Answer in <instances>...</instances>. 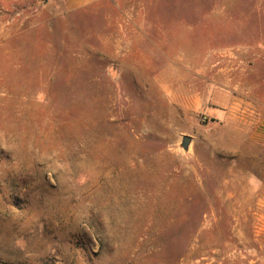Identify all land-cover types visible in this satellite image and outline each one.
Masks as SVG:
<instances>
[{
  "label": "rangeland",
  "instance_id": "obj_1",
  "mask_svg": "<svg viewBox=\"0 0 264 264\" xmlns=\"http://www.w3.org/2000/svg\"><path fill=\"white\" fill-rule=\"evenodd\" d=\"M0 264H264V0H0Z\"/></svg>",
  "mask_w": 264,
  "mask_h": 264
},
{
  "label": "crops",
  "instance_id": "obj_2",
  "mask_svg": "<svg viewBox=\"0 0 264 264\" xmlns=\"http://www.w3.org/2000/svg\"><path fill=\"white\" fill-rule=\"evenodd\" d=\"M100 1L102 0H57L61 7L66 10L79 9Z\"/></svg>",
  "mask_w": 264,
  "mask_h": 264
}]
</instances>
